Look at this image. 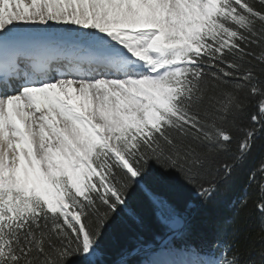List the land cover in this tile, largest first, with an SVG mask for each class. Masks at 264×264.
<instances>
[{"label": "snow or ice", "instance_id": "1", "mask_svg": "<svg viewBox=\"0 0 264 264\" xmlns=\"http://www.w3.org/2000/svg\"><path fill=\"white\" fill-rule=\"evenodd\" d=\"M0 264H264V0H0Z\"/></svg>", "mask_w": 264, "mask_h": 264}, {"label": "trees", "instance_id": "2", "mask_svg": "<svg viewBox=\"0 0 264 264\" xmlns=\"http://www.w3.org/2000/svg\"><path fill=\"white\" fill-rule=\"evenodd\" d=\"M225 214L223 206L211 207L204 212L198 221V232L211 235L215 221Z\"/></svg>", "mask_w": 264, "mask_h": 264}, {"label": "bare ground", "instance_id": "3", "mask_svg": "<svg viewBox=\"0 0 264 264\" xmlns=\"http://www.w3.org/2000/svg\"><path fill=\"white\" fill-rule=\"evenodd\" d=\"M161 259H171V257L167 256V255H164L161 257Z\"/></svg>", "mask_w": 264, "mask_h": 264}]
</instances>
